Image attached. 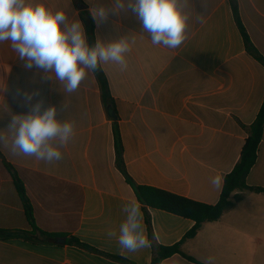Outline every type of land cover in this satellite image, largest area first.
<instances>
[{
    "label": "crops",
    "instance_id": "obj_1",
    "mask_svg": "<svg viewBox=\"0 0 264 264\" xmlns=\"http://www.w3.org/2000/svg\"><path fill=\"white\" fill-rule=\"evenodd\" d=\"M53 10L79 15L88 41H109L134 32L128 68L106 64L100 72L108 86L105 104L97 73L79 89L62 93L42 73L25 69L10 43L0 44V228L27 236L0 238V264H151V247L122 252L109 231L124 219L122 205L138 200L117 167L115 128L127 174L137 185L162 189L195 201L216 204L225 177L238 163L248 127L264 99V65L247 50L236 24L233 4L251 42L264 57V0H191L185 41L175 49L153 45L129 12L99 26L86 0H36ZM109 3L110 0H100ZM87 18L92 21L88 29ZM38 92L45 107L64 103L63 116L75 122V135L51 164L14 154L6 129L10 114H26L25 93ZM113 102V104H111ZM11 165L22 180L35 224L31 226L17 191ZM221 176L219 188L212 185ZM247 186L231 195L232 205L213 222H205L182 250L202 263L264 264V138L245 177ZM139 201V200H138ZM140 202V201H139ZM143 222L149 238L145 214ZM152 233L161 245L180 242L194 221L148 208ZM77 238L88 247L70 244ZM162 264H198L180 254Z\"/></svg>",
    "mask_w": 264,
    "mask_h": 264
},
{
    "label": "clouds",
    "instance_id": "obj_2",
    "mask_svg": "<svg viewBox=\"0 0 264 264\" xmlns=\"http://www.w3.org/2000/svg\"><path fill=\"white\" fill-rule=\"evenodd\" d=\"M93 21L99 26L108 20L109 14L119 16L129 12L140 24V30L150 36L153 45L168 49L179 47L186 39L193 6L191 0H86ZM134 32L109 41L97 37L94 45L79 15L64 10H53L36 0H0V44L10 43L16 58L28 70L42 73V82L58 85L63 94L76 92L88 74L102 70L106 64L128 68L127 54L135 44ZM29 104L26 114H10L6 128L11 134L14 154L34 156L37 160L53 163L63 159L61 149L75 135V122L64 118L65 105L45 107L43 98L33 103L38 92L25 93ZM7 138L0 135V143ZM222 177L217 175L211 183L221 186ZM123 221L117 231H109L122 252L136 253L151 247L146 234L142 206L131 199L122 205ZM208 256L202 264H213Z\"/></svg>",
    "mask_w": 264,
    "mask_h": 264
},
{
    "label": "trees",
    "instance_id": "obj_3",
    "mask_svg": "<svg viewBox=\"0 0 264 264\" xmlns=\"http://www.w3.org/2000/svg\"><path fill=\"white\" fill-rule=\"evenodd\" d=\"M233 13L235 17L236 24L245 40L247 50L252 54L257 60H259L264 65V57L259 53L255 48L253 43L250 40V37L239 17L237 6L233 4ZM88 29L92 27V21L90 18H87ZM97 77L101 86V93L105 104H109L108 96V86L105 77L100 71H97ZM113 104V102L111 103ZM248 137L246 138L242 149L238 163L235 165L234 169L230 174L225 177L223 189L219 201L216 204H207L199 201H195L162 189H158L146 185H137L135 184L129 175L127 174L125 164L122 158V148L119 133L117 128H115V148L117 156V167L125 176V179L133 186L138 200L143 205V210L145 214V221L147 224V229L149 233V240L152 242V259L151 264H162L163 260L169 258L175 254H180L186 259L202 264L198 262L194 257L186 254L182 250V244L189 239H192L196 236L198 231L201 229L202 225L205 222H213L218 220L222 214L232 205L231 195L233 192L242 189H251L258 190V188H253L247 186L245 182V177L254 166L257 159V151L260 142L264 138V99L260 110L257 114L255 121L248 127ZM1 156V154H0ZM13 178L17 191L23 202L27 218L35 228L41 234L47 236H57L53 234H47L39 230L35 224V219L33 216V209L30 203V200L27 196L24 184L22 180L17 175L16 171L11 165H8ZM148 208L161 209L185 218L192 219L194 221L193 227L184 235L183 239L173 245H161L155 240L150 221V214ZM28 232L23 230H13V229H3L0 228V238L1 239H11L17 236H27ZM68 242L70 244H76L88 247L87 245L81 243L77 238H69ZM126 264H136L127 259H122Z\"/></svg>",
    "mask_w": 264,
    "mask_h": 264
}]
</instances>
